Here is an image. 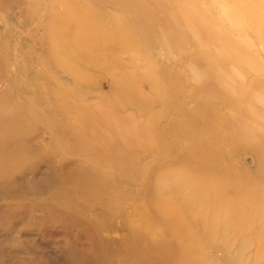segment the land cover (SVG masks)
I'll return each instance as SVG.
<instances>
[{
	"label": "rangeland",
	"instance_id": "374dc122",
	"mask_svg": "<svg viewBox=\"0 0 264 264\" xmlns=\"http://www.w3.org/2000/svg\"><path fill=\"white\" fill-rule=\"evenodd\" d=\"M0 264H264V0H0Z\"/></svg>",
	"mask_w": 264,
	"mask_h": 264
},
{
	"label": "bare ground",
	"instance_id": "6f19581e",
	"mask_svg": "<svg viewBox=\"0 0 264 264\" xmlns=\"http://www.w3.org/2000/svg\"><path fill=\"white\" fill-rule=\"evenodd\" d=\"M197 190V189H196ZM177 228V227H176ZM174 235V234H173ZM160 239V238H159ZM162 241H163V239H162ZM182 241V240H181ZM169 242V241H168ZM167 243V242H166ZM170 243V242H169ZM183 243V242H182ZM187 243V242H186ZM161 244V243H160ZM159 244V245H160ZM177 244V243H176ZM163 246V245H162ZM166 247V246H165ZM170 248H171V246H169ZM191 247V246H190ZM164 248V247H163ZM173 249H174V247H173ZM196 250V249H195ZM189 253V252H188Z\"/></svg>",
	"mask_w": 264,
	"mask_h": 264
}]
</instances>
